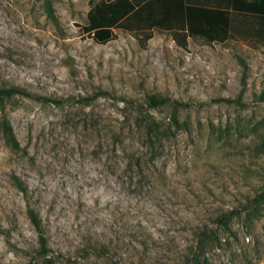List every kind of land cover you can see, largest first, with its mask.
Masks as SVG:
<instances>
[{"label": "rangeland", "instance_id": "1", "mask_svg": "<svg viewBox=\"0 0 264 264\" xmlns=\"http://www.w3.org/2000/svg\"><path fill=\"white\" fill-rule=\"evenodd\" d=\"M91 1L0 0V264H43L28 207L55 264H264V47L99 45Z\"/></svg>", "mask_w": 264, "mask_h": 264}, {"label": "trees", "instance_id": "2", "mask_svg": "<svg viewBox=\"0 0 264 264\" xmlns=\"http://www.w3.org/2000/svg\"><path fill=\"white\" fill-rule=\"evenodd\" d=\"M82 33L99 45L115 38L114 30L132 36L144 49L151 32L167 33L173 44L185 50L189 39H199L206 44L239 42L249 48L264 47V0H99L91 1ZM29 97L16 88L0 89V98ZM42 102L58 103L46 98H35ZM84 99V103L88 102ZM225 102H230L225 100ZM163 101L148 98L152 108ZM176 124V122H175ZM146 138L161 141L162 132L153 121L146 126ZM1 132L11 150H19V144L7 121L1 123ZM22 193L25 190L19 186ZM264 201V193L259 195ZM27 218L38 237V256L43 264H55L49 257V248L40 218L28 207Z\"/></svg>", "mask_w": 264, "mask_h": 264}]
</instances>
